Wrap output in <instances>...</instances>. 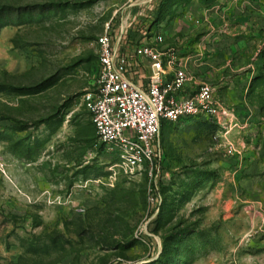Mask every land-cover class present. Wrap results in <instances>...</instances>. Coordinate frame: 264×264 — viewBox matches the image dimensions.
<instances>
[{
	"label": "rangeland",
	"instance_id": "rangeland-1",
	"mask_svg": "<svg viewBox=\"0 0 264 264\" xmlns=\"http://www.w3.org/2000/svg\"><path fill=\"white\" fill-rule=\"evenodd\" d=\"M6 6L19 11L0 18V264H264V0ZM105 32L172 49L219 109L163 123L134 177L83 105Z\"/></svg>",
	"mask_w": 264,
	"mask_h": 264
},
{
	"label": "built area",
	"instance_id": "built-area-1",
	"mask_svg": "<svg viewBox=\"0 0 264 264\" xmlns=\"http://www.w3.org/2000/svg\"><path fill=\"white\" fill-rule=\"evenodd\" d=\"M125 34L115 40L112 33L105 32L97 39V79L82 100L99 143L111 154H118L117 163L124 175L134 177L160 151L163 123L216 117L219 109L215 91L207 84L199 85L194 96L178 98L177 93L191 81L190 75L172 49L151 45L143 35L135 42L134 54L152 62V75L146 90L138 87L128 78V61L120 43ZM162 42L158 38L157 44ZM167 68L173 70L171 80Z\"/></svg>",
	"mask_w": 264,
	"mask_h": 264
},
{
	"label": "crops",
	"instance_id": "crops-1",
	"mask_svg": "<svg viewBox=\"0 0 264 264\" xmlns=\"http://www.w3.org/2000/svg\"><path fill=\"white\" fill-rule=\"evenodd\" d=\"M134 51H135V45L124 46V53L128 61V78L138 87L146 90L148 88L149 78L152 75V62L146 58L138 59L135 56ZM180 65L182 64L180 63ZM183 67L187 70L188 74L190 75L191 81L187 83L179 93H177L178 98L190 97L191 93L197 90L199 85H201V84L197 85V83L194 82V78L192 77L188 69L185 66ZM167 74H168V80H171L173 76V70L167 68ZM194 87L195 89H193Z\"/></svg>",
	"mask_w": 264,
	"mask_h": 264
},
{
	"label": "trees",
	"instance_id": "trees-1",
	"mask_svg": "<svg viewBox=\"0 0 264 264\" xmlns=\"http://www.w3.org/2000/svg\"><path fill=\"white\" fill-rule=\"evenodd\" d=\"M18 11H19L18 9L11 6L3 7L2 9H0V18L2 17L3 14L17 13Z\"/></svg>",
	"mask_w": 264,
	"mask_h": 264
}]
</instances>
